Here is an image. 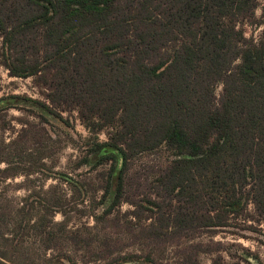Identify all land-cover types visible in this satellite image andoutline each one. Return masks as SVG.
I'll list each match as a JSON object with an SVG mask.
<instances>
[{"label":"trees","instance_id":"trees-1","mask_svg":"<svg viewBox=\"0 0 264 264\" xmlns=\"http://www.w3.org/2000/svg\"><path fill=\"white\" fill-rule=\"evenodd\" d=\"M256 6L257 0H0L2 64L11 77H33L45 92L44 100L0 97V103L16 98L31 104L0 108V133L16 132L9 141L0 138V182L19 172L12 159L32 132L29 119H19L17 130L7 119L10 109L45 122L46 114L65 120L64 111L76 110L87 127L118 126L106 144L110 153L94 164H111L97 203L108 201L117 178L115 195L97 220L122 206L130 161L162 144L176 150V158L157 178L156 198L147 197L149 205L133 201L137 209L125 214L126 229L152 213L140 236L160 249L199 228L231 226V214L251 202L264 220V36L255 43L242 27ZM220 79L227 95L217 104L213 86ZM106 145L97 142L92 153ZM4 208L0 223L7 224L10 210ZM54 208L48 203L33 225L48 245L67 239L91 248L92 237L48 216ZM2 237L0 264H79L61 247L44 261L22 257L14 253L15 236ZM102 246L92 264L142 262L134 258L139 255L113 257V243ZM212 250L185 244L176 251L177 264H200V254ZM217 252L212 264H233ZM143 259L162 264L154 251Z\"/></svg>","mask_w":264,"mask_h":264},{"label":"rangeland","instance_id":"rangeland-1","mask_svg":"<svg viewBox=\"0 0 264 264\" xmlns=\"http://www.w3.org/2000/svg\"><path fill=\"white\" fill-rule=\"evenodd\" d=\"M242 27L247 39L255 43L260 42L264 36V0H257L254 16ZM4 52L7 53L0 36V97L18 94L44 100V89L35 84L33 77L10 76L9 70L2 64ZM225 88L224 80L215 81L212 98L217 104L227 95ZM7 103L26 108L31 106L30 103H25V100L10 98L9 101L0 103V108L8 105ZM34 110L44 114L41 109L36 110L34 107ZM63 115L65 120L46 114L48 121L45 122L39 116L35 117L19 108L9 111L7 119L13 122L17 130L22 128L19 119H29L31 123L28 128L32 132L21 142L17 148L19 154L14 155L12 159L15 167H19V172L0 182V206L10 210L9 223H0V249L6 243L2 237L3 233L9 238L15 236V241L12 242L17 249L14 253L22 257L44 261L61 247L79 264H92L91 261L99 253L98 249L107 241L113 243L117 249L113 257L122 254L139 255L134 258L142 261L140 264H151L144 263L143 258L150 251H154V256L161 259L162 264H177V249L183 248L185 244L202 243L204 247H211L213 250L200 254V264H212L218 250L228 263L264 264V220L252 202L238 214H231V226L217 230L199 228L185 234L188 237L182 236L181 240L165 243L160 249H156L155 244L140 236L141 225L151 221L150 217H155L152 213L145 211L139 224L126 229L125 214L137 209L133 201L145 204L147 197L156 198V180L176 158L177 151L166 144L139 153L130 161L122 206L107 220H97L95 215H102L115 195L117 178L112 182V193L108 201L105 204L97 203L96 200H100L103 194L101 187L106 182L104 173L111 164H94L110 153V147L106 144L110 142L118 126L108 125L102 130H97L87 127L76 110L64 111ZM0 119L4 118L0 115ZM2 135L4 134L0 133L1 139ZM14 136L16 132L11 131L4 135L7 141ZM97 142H103L106 146L101 151L92 153V148ZM87 156H90V161L84 163ZM0 166L5 167V164ZM48 203L59 207L54 208L58 210L56 212L51 209L48 216H54L56 223L65 222L69 230L79 229L84 237H92L94 242L91 248L83 244L81 248H77L67 239L61 244L48 245L44 232L33 226L41 214L47 213ZM233 217L235 219H232Z\"/></svg>","mask_w":264,"mask_h":264}]
</instances>
